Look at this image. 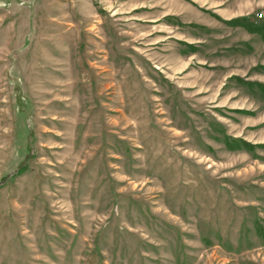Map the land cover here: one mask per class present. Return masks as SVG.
<instances>
[{
	"label": "rangeland",
	"instance_id": "rangeland-1",
	"mask_svg": "<svg viewBox=\"0 0 264 264\" xmlns=\"http://www.w3.org/2000/svg\"><path fill=\"white\" fill-rule=\"evenodd\" d=\"M0 264H264V0H0Z\"/></svg>",
	"mask_w": 264,
	"mask_h": 264
}]
</instances>
